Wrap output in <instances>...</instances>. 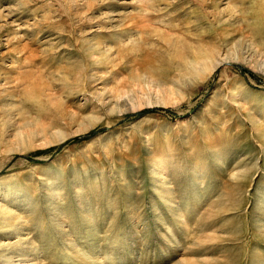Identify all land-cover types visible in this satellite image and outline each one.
I'll list each match as a JSON object with an SVG mask.
<instances>
[{"label":"rangeland","instance_id":"374dc122","mask_svg":"<svg viewBox=\"0 0 264 264\" xmlns=\"http://www.w3.org/2000/svg\"><path fill=\"white\" fill-rule=\"evenodd\" d=\"M241 32L264 0H0V264H264V66L139 77Z\"/></svg>","mask_w":264,"mask_h":264},{"label":"bare ground","instance_id":"6f19581e","mask_svg":"<svg viewBox=\"0 0 264 264\" xmlns=\"http://www.w3.org/2000/svg\"><path fill=\"white\" fill-rule=\"evenodd\" d=\"M142 29L143 28H140L139 31L143 32ZM242 40H244V42L239 45V42H241ZM238 45L239 47H237ZM255 45L253 44V40L249 38V35L246 32L243 33L241 32L237 37H233L232 41L229 42L227 47V49L230 50L229 54H227L228 53L227 52L226 54L221 55L219 52L217 56H212L205 48H202L201 45L199 46L197 45L195 50L189 51L187 54L182 55L181 56L182 60L180 64H178L176 67L174 66V70H175V75L173 76L174 78L172 77L169 80H164L163 78L158 77L155 74L154 70H152L151 68L148 69L149 66L146 67L147 61L141 64L142 73L139 72V77L141 78L144 76L145 78L144 80L150 82L149 87H153V89L157 93L158 92L162 93L168 97L174 91L173 88L175 87V85L177 86L178 83H185L189 81V79L192 77H199V76L201 78L206 77V73L209 69L212 70L213 68L217 67L220 63L231 59L244 61L246 58H249L250 60H252V65H255V67H263L264 52L261 51ZM236 47L237 49H235ZM176 51L178 53H182V50L180 48H177ZM140 74H142V76ZM143 86H145V88L148 90L151 89L148 88L146 85ZM143 86H141V88L139 87L140 89L139 88L138 89L142 90ZM131 91L133 92L135 90L132 88ZM127 105L133 108V105L131 103H128ZM15 264H32V263L17 262Z\"/></svg>","mask_w":264,"mask_h":264}]
</instances>
